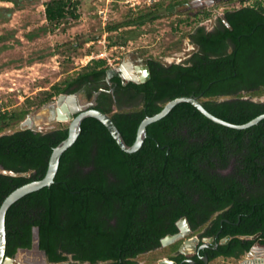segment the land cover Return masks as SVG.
I'll use <instances>...</instances> for the list:
<instances>
[{
    "label": "trees",
    "instance_id": "16d2710c",
    "mask_svg": "<svg viewBox=\"0 0 264 264\" xmlns=\"http://www.w3.org/2000/svg\"><path fill=\"white\" fill-rule=\"evenodd\" d=\"M249 2L237 0V6L225 9L227 25L219 19L212 31L194 29L189 39L195 51L185 61L165 65L151 58L150 79L125 88L140 97V105L113 112L107 96L108 103L96 108L110 116L127 145L134 143L145 117L178 97H197L209 113L235 125L264 114V101L253 100L264 93V4ZM78 4L48 0L45 19L53 25L77 19ZM158 17L148 12L108 29L140 26ZM106 70L104 60L95 61L64 88L51 89L56 96L69 93L102 78ZM7 118L0 115L1 122ZM146 133L137 152L125 153L103 124L85 118L75 143L60 157L54 183L7 210L5 256L30 249L37 227L39 248L51 263L70 257L80 264H136L139 254L176 232L178 218L186 217L196 229L224 209L220 218L237 221L239 214L243 222L262 223L249 233L264 235V120L236 130L179 103L148 125ZM67 134V126L0 132V170L16 175L0 173V205L18 187L44 177L53 148ZM251 245L248 241L245 249Z\"/></svg>",
    "mask_w": 264,
    "mask_h": 264
},
{
    "label": "rangeland",
    "instance_id": "374dc122",
    "mask_svg": "<svg viewBox=\"0 0 264 264\" xmlns=\"http://www.w3.org/2000/svg\"><path fill=\"white\" fill-rule=\"evenodd\" d=\"M47 1L0 0V115H9L0 121V126L5 124L1 133L20 130L28 115L57 99L51 86L64 88L95 61L104 60L107 69L113 68L127 52L165 65L185 60L195 51L189 34L197 27L212 31L225 9L237 6V0H76L78 18L53 25L45 19ZM255 1L264 4H248ZM148 12L159 17L140 26L108 29ZM49 93L54 96L48 101ZM253 100L264 101V93ZM60 126L68 122L46 125L43 131ZM27 257L38 256L18 252L15 264ZM161 257L158 252L135 261L155 264Z\"/></svg>",
    "mask_w": 264,
    "mask_h": 264
},
{
    "label": "flooded vegetation",
    "instance_id": "af4514ba",
    "mask_svg": "<svg viewBox=\"0 0 264 264\" xmlns=\"http://www.w3.org/2000/svg\"><path fill=\"white\" fill-rule=\"evenodd\" d=\"M188 13H191V11L188 10ZM217 25L213 27V30ZM150 61L151 58L144 57L139 53L127 52L121 57L115 67L109 68L118 69L117 75L112 77L110 81L107 80L106 74H104L102 78L83 83L80 86H74L71 88V92L64 94L81 96L83 101L87 103L91 102L97 93L95 108L99 105L105 106L108 103L106 98L109 96L112 100L111 108L113 112L132 110L136 105H140V97L133 96L132 90H125L130 83H133L132 81H128V79L142 74L145 67L149 69ZM243 188L251 190L254 189V186H245ZM241 196L248 197L249 195L242 192ZM226 211L227 209L217 211L208 221L200 224L196 229H193L187 221L188 226L183 227L182 231L183 233H189V236L166 247L159 246L147 250L138 256L161 252L162 257L155 264H165L160 263L164 260L168 262L166 264H264V235L259 230L249 233V231L259 228V225H262V223L243 222L240 220L239 214L237 215V221H231L225 217L220 218ZM142 214L143 211L140 212V215ZM182 218L186 219V217L178 218L175 221V227ZM200 219V215L197 216L196 222H199ZM178 232L179 230L176 227V232L166 234L165 236L175 235ZM193 238L198 240L197 243L191 244L194 248L182 247L184 241ZM248 241H253V245L245 249ZM259 252L262 254L257 256L256 254ZM37 256V258L27 257L23 264H40L42 258L39 255ZM46 262L48 264H74L70 257L61 263H51L46 256Z\"/></svg>",
    "mask_w": 264,
    "mask_h": 264
},
{
    "label": "water",
    "instance_id": "95a60500",
    "mask_svg": "<svg viewBox=\"0 0 264 264\" xmlns=\"http://www.w3.org/2000/svg\"><path fill=\"white\" fill-rule=\"evenodd\" d=\"M222 20L227 25L225 20L222 17ZM118 69H107L105 74L108 81L114 76L117 75ZM150 79V72L148 67H145L142 74L134 76L132 79H128V81H132L135 84L145 83ZM97 93L94 96V99L91 102H84L78 95H68V94H59L57 99L51 101L41 107L38 112L34 114L28 115L23 122L20 124V130L31 129L34 131H43L44 126L51 125L53 123H65L68 122L67 137L60 142L55 148H53L52 153L49 158L48 168L44 175V177L37 181H32L27 184H24L14 191H12L1 203L0 205V264H5L9 262L13 264L15 262V257L10 258L5 256V248H6V230H5V215L9 207L14 204L19 199L24 196L31 194L33 192L39 191L44 187H49L54 183V177L58 170L59 160L61 155L69 149L76 141L78 135L81 131V123L85 118H94L99 121L104 127L107 129L111 137L114 139L118 147L125 153H135L137 152L144 140L147 138L146 127L154 122L159 121L164 118L174 106L179 103H188L192 105L196 110H198L203 116H205L210 121L222 125L227 128L236 129V130H245L252 126L257 125L259 122L264 120V114L257 116L251 121L242 124L235 125L229 122H226L220 118L215 117L211 113H209L200 103L197 97L187 96V97H178L171 101H168L164 104L162 110L153 116L145 117L139 127L137 129V134L135 141L132 145H127L122 135L120 134L118 128L113 123L110 116L98 109L95 108V97H97ZM47 112V114H43V112ZM1 174H9L11 176H16L14 173H9L5 170H0ZM188 226L187 220L182 218L177 224L176 227L179 232L175 235H167L160 240V246L166 247L169 244H172L184 237L189 236V233L182 231L183 227ZM197 239L193 238L191 240L184 241L182 244L183 248H194L192 243H197ZM18 252H25L27 255L37 254L42 258L40 264H47L46 262V253L44 250L39 248V229L34 227L32 230V246L30 249H19ZM17 252V253H18ZM16 253V254H17ZM75 264H80L76 263ZM160 263H168L167 261H161ZM68 264V263H63ZM90 264V263H83Z\"/></svg>",
    "mask_w": 264,
    "mask_h": 264
},
{
    "label": "bare ground",
    "instance_id": "6f19581e",
    "mask_svg": "<svg viewBox=\"0 0 264 264\" xmlns=\"http://www.w3.org/2000/svg\"><path fill=\"white\" fill-rule=\"evenodd\" d=\"M43 114L45 115V114H47V112L44 111ZM30 255L36 256L37 254H30ZM24 262H25V260H24ZM5 264H10V263L9 262H6ZM14 264H15V262H14Z\"/></svg>",
    "mask_w": 264,
    "mask_h": 264
}]
</instances>
